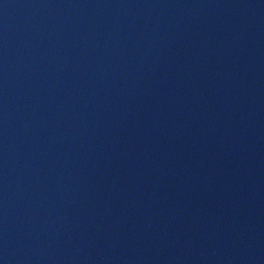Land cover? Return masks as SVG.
Returning a JSON list of instances; mask_svg holds the SVG:
<instances>
[{
    "label": "water",
    "instance_id": "obj_1",
    "mask_svg": "<svg viewBox=\"0 0 264 264\" xmlns=\"http://www.w3.org/2000/svg\"><path fill=\"white\" fill-rule=\"evenodd\" d=\"M0 264H264V0H0Z\"/></svg>",
    "mask_w": 264,
    "mask_h": 264
}]
</instances>
